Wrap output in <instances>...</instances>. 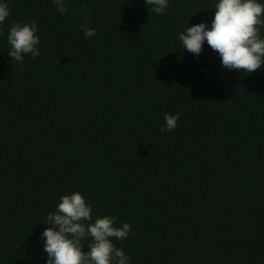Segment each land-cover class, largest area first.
Masks as SVG:
<instances>
[{
  "label": "trees",
  "instance_id": "obj_1",
  "mask_svg": "<svg viewBox=\"0 0 264 264\" xmlns=\"http://www.w3.org/2000/svg\"><path fill=\"white\" fill-rule=\"evenodd\" d=\"M7 3L0 264H43L45 216L73 191L93 218L131 224L113 238L131 264H264V65L229 71L177 36L210 21L213 0H169L163 15L144 0H65L63 14L52 0ZM32 20L40 55L21 66L8 26ZM165 112L179 119L161 133Z\"/></svg>",
  "mask_w": 264,
  "mask_h": 264
},
{
  "label": "clouds",
  "instance_id": "obj_2",
  "mask_svg": "<svg viewBox=\"0 0 264 264\" xmlns=\"http://www.w3.org/2000/svg\"><path fill=\"white\" fill-rule=\"evenodd\" d=\"M52 2L60 13L67 11L65 0ZM144 4L150 6L149 11L163 15L169 0H144ZM211 9L210 21L201 20L177 34L182 49L198 57L206 43L229 71L251 73L264 65V0H213ZM9 15L7 0H0V34ZM38 31L35 20L8 26L7 55L11 60L22 66L25 56L40 55ZM81 31L87 38L94 36L96 29L85 21ZM178 119V114L165 112L161 133L171 132ZM92 211V205L78 191L59 197L55 210L45 216L44 222L51 227L44 228L38 240L46 254L43 264H131L125 251L113 243V238L125 240L134 232L131 224L118 225L116 217L107 214L93 218ZM85 246L87 251L82 250Z\"/></svg>",
  "mask_w": 264,
  "mask_h": 264
}]
</instances>
